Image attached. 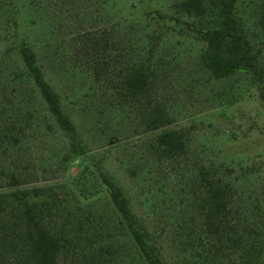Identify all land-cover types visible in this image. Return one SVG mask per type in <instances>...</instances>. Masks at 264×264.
I'll use <instances>...</instances> for the list:
<instances>
[{
	"label": "rangeland",
	"instance_id": "1",
	"mask_svg": "<svg viewBox=\"0 0 264 264\" xmlns=\"http://www.w3.org/2000/svg\"><path fill=\"white\" fill-rule=\"evenodd\" d=\"M182 1L0 0L2 80L34 113L17 158L26 174L20 189L56 197L58 224L83 239L62 254L64 264H144L119 223L102 174L123 190L167 264H192L193 251L180 245L175 225L205 219L203 167L216 169L231 185V222L246 207L264 221L259 79L242 71L218 80L205 69L206 44L199 29L215 18L213 13L204 22L187 17ZM263 14L264 0H238V15L262 66ZM24 41L36 51L46 80L77 127L79 155L72 153L69 135L24 69L18 49ZM148 57L153 75L146 91L125 98L120 79ZM159 110L165 123L154 129ZM169 130L185 135L184 153L159 150L157 137ZM86 238L94 246L89 251L83 247ZM212 240L218 264H258L249 246L252 238L242 229L231 225L222 238Z\"/></svg>",
	"mask_w": 264,
	"mask_h": 264
},
{
	"label": "trees",
	"instance_id": "2",
	"mask_svg": "<svg viewBox=\"0 0 264 264\" xmlns=\"http://www.w3.org/2000/svg\"><path fill=\"white\" fill-rule=\"evenodd\" d=\"M180 8L187 17L202 22L213 13V22L199 29L200 39L206 44L201 55L205 69L218 80L242 71L256 75L264 101V66L259 65L258 55L246 37L238 15V0H184ZM260 23L264 30V14ZM18 49L25 71L57 123L69 135L72 153L81 154L77 127L65 115L59 94L46 80L36 51L25 41ZM152 75L150 57L136 62L120 79L121 93L125 98L143 94ZM7 87L0 72V264H64L62 254L81 245L83 239L58 224L56 215L60 201L56 197L52 198L40 189H20L26 174L20 169L17 158L26 134L32 128L34 113L24 106V98L17 90L9 92ZM158 113L161 115L157 114L152 120L154 129L165 123L163 112L159 110ZM157 146L165 155L181 154L186 151L187 142L182 131L169 130L158 135ZM199 180L205 219L201 224L184 220L175 225L181 233L180 245L193 251L191 263L218 264L214 260L218 250L212 239L222 238L233 225L250 235V249L257 252L258 264H264V240L260 241L264 235V221L258 220V214L246 207L237 210L240 219L231 222L229 201L234 199L231 185L216 169L212 172L205 167L199 173ZM101 182L109 192L120 225L130 234L144 264H167L151 241L147 227L132 211L123 190L104 174ZM85 241L84 249L89 251L94 247L91 238Z\"/></svg>",
	"mask_w": 264,
	"mask_h": 264
}]
</instances>
